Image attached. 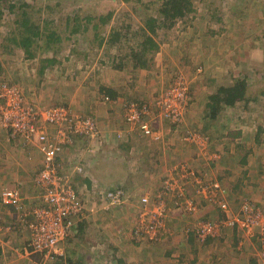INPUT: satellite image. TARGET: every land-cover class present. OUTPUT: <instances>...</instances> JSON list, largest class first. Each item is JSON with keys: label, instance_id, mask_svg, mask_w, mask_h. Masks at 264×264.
<instances>
[{"label": "rangeland", "instance_id": "obj_1", "mask_svg": "<svg viewBox=\"0 0 264 264\" xmlns=\"http://www.w3.org/2000/svg\"><path fill=\"white\" fill-rule=\"evenodd\" d=\"M164 1H0V85L6 82L18 85L25 99L36 107L63 103L71 114L93 115L99 124L95 138H79L75 146L63 152L60 166L66 176H76L73 186L86 211L83 223L87 222L90 208L92 213L102 212L107 215L108 222L112 219L116 222L112 231L118 240L109 235L101 240L99 232L97 250L102 254L97 257L96 247L91 246V258L90 251H86L90 244H85L83 250L82 246L81 250L75 248L80 239L79 231L69 244H74L73 253L80 264H93L95 257L102 264H193V258L199 254L201 263L214 264L207 257L212 256L218 240L201 244L193 238V231L197 232L200 221L208 218L203 209L212 213L210 220L217 221L221 214V200L228 203L230 218L240 215L245 200L264 208V204L255 201L251 195V191L260 194L263 191L260 188L264 187L261 180L264 176L260 175H264V0H189L192 11L185 17H179L169 28L163 24L164 19L159 12ZM24 2L29 3L28 12H31L33 20L43 29L55 30L60 38L48 49H38L30 58L9 40L13 36L16 14L22 10L18 6ZM10 3L16 4L15 11L10 9ZM78 11L81 18L87 14L95 15L96 22L100 15L111 12L112 16L105 25L98 24L97 33L92 22L87 30L82 27L73 33L67 26V19ZM149 18L157 20L153 36L159 48L149 69H134L130 54L143 40L144 26ZM115 31H119L122 37L110 44ZM46 58L57 61L47 65ZM121 60L125 65L117 68ZM44 65L46 68L42 70ZM235 78H247L250 100L228 108L215 119L205 120L207 111L204 104L208 96L220 85L232 84ZM178 84L181 88L187 85L190 94L185 99L184 118L174 126L180 120L172 121L161 117V114H167L165 98ZM103 86L117 91L119 104L106 101L100 89ZM130 101L140 106L142 123H147L153 134L130 125L125 119L124 105ZM0 130L9 142L15 143L9 140L5 128L0 126ZM190 131H195L192 137ZM197 131L204 132L209 138H204ZM230 131L235 132L234 137L228 136ZM16 145L15 152L21 156H37L35 150H29L33 145ZM245 155L250 160L242 163ZM221 157L225 158L224 164L215 166ZM79 165L83 170L77 173ZM92 165L97 171L93 183L85 180L89 173L91 175ZM35 166L38 164H32ZM248 169L252 172L249 180L244 173ZM10 186L18 187L15 183ZM18 188L25 196L31 192ZM117 188L124 191L123 201L108 208L105 193ZM4 189L7 188L1 191ZM32 193L29 196L39 194L36 188ZM145 194L149 195L148 204L141 202ZM159 195L164 204L163 214L157 208ZM262 197L264 199V194ZM188 200L196 202L197 209L201 207L197 217L183 210ZM4 207L0 206V224L5 229L11 225L6 222L9 217L6 218L8 212ZM142 211L149 212L150 220L155 222L156 219L160 224L159 242L137 238L135 231ZM179 217L184 219L182 231L187 237L192 235L196 243H192L190 253L184 251V244H174L178 240H175L176 235L180 233L174 220ZM123 224L125 229L121 228ZM226 228L232 227L224 224L218 229L221 236L228 230ZM90 229L94 230L85 228L83 239L94 233ZM239 231L241 238L243 234L245 239L256 240L253 243L262 256L259 240ZM5 233L9 236L16 232L3 230L0 236ZM26 236L22 245L16 247L19 251L13 253L12 258L10 251L6 252L7 264H28L29 237L28 234ZM233 241L231 236L228 248L239 250V244ZM149 243L151 246L146 247ZM81 244L78 243L79 246ZM160 245L166 248L163 250ZM151 247L154 251L150 250ZM64 248L68 249L66 245ZM203 254L207 257L202 258ZM241 260L244 261L243 258Z\"/></svg>", "mask_w": 264, "mask_h": 264}, {"label": "built area", "instance_id": "obj_2", "mask_svg": "<svg viewBox=\"0 0 264 264\" xmlns=\"http://www.w3.org/2000/svg\"><path fill=\"white\" fill-rule=\"evenodd\" d=\"M188 91L187 85L181 88L178 84L177 88L165 98L167 114H161V117L165 116L172 121L180 118L182 120ZM123 112L130 125L138 127L147 134H153L149 125L142 123L141 108L136 102L126 103ZM0 126L6 129L9 140L14 141L15 144L33 145L41 154L43 164L34 180L35 186L41 190L36 198L39 199L36 206L28 208L25 203L26 197L18 187L2 190L0 194L2 203L13 204L19 210L17 215L19 224L6 226L5 229L0 224V231L10 232L17 227L29 231L27 251L39 254L40 258L34 261L36 264H75L68 257L64 245L67 246L78 233L81 222L86 218L85 205L77 195L71 175L59 173L58 166L54 163L57 154L68 145H73L72 133L95 138L99 133L98 121L90 115L71 114L65 104L36 107L25 99L18 85L6 82L0 85ZM76 169L81 172L83 167L78 166ZM205 188L207 189V185ZM123 194L122 188L108 190L105 193L108 208L122 203ZM148 196V194L142 196V204H148ZM163 207V200L159 195L157 208L162 214ZM219 207L225 214L224 218L217 221H200L197 238L203 241L207 236L220 233L218 229L224 224L230 227L237 225L249 237L257 236L262 250L261 257L264 259V208H255L246 202L240 210V215L230 218L228 203L221 200ZM183 210L188 214L197 211L196 202L188 200ZM148 213L147 211L140 213L136 236L141 241L148 239L159 242L160 224L156 219L155 222L150 220ZM155 215L158 218V212ZM256 230L259 232L257 235H255Z\"/></svg>", "mask_w": 264, "mask_h": 264}, {"label": "trees", "instance_id": "obj_3", "mask_svg": "<svg viewBox=\"0 0 264 264\" xmlns=\"http://www.w3.org/2000/svg\"><path fill=\"white\" fill-rule=\"evenodd\" d=\"M0 1L3 2L7 0H0ZM28 5H29L28 2H24L22 6L21 5L18 6L22 10H19L20 12L16 14L17 19L15 20V27H14V30L12 31L13 36H10L9 40L11 43L21 48L26 54V56L30 58L36 55V51L38 49H46V48L48 49V47L50 46L52 42L58 39L60 40V38H59V34L55 30L43 29L41 28L40 24L37 23L36 20H33L31 12H28ZM9 7L11 10L15 11L16 4L10 3ZM190 11H192V3H190L189 0H165L159 9V12L163 16V19H164L163 24L168 28L174 26L179 17L180 18L185 17L187 13ZM79 15H80V11L76 12L73 15V17L70 16L67 19V26L71 29V32L73 33L78 32L81 30L82 27L87 30L89 27L88 25L92 22L94 25L92 28L97 33L98 24L105 25L106 23H108L109 19H111L112 13L109 12L106 15H100L98 17V22L94 21V19H97L95 15L87 14L83 18H81ZM156 30H157V20L155 18H149L146 21V24L144 26L145 36L143 35V40L140 43H138L137 48L133 49L130 54V58L133 61L134 69H149L152 66L151 64L153 63V59L155 57L156 51L159 48V44L155 41L154 36H153V34L156 33ZM121 37H122V34L119 31L113 32V35L110 37V44L115 43L117 40L121 39ZM114 60L115 58L113 59V61ZM123 60H121L120 64L116 66L117 68L124 67L125 64H123ZM56 61L57 60L55 58H46L45 60V62H47V65H52ZM44 68H46L45 65L42 66V70H44ZM100 89H101V93H103L102 94L103 97L106 98V101L108 102L113 101L114 99H116V96H118L117 91L112 88H107L103 86ZM249 89H250V84L248 83L247 78H235L232 84L230 85H220L218 89L216 90V92L208 96V101L204 104L205 110L207 111L205 112V115L207 116L205 120H212V119L217 118L219 114H222L228 108L234 107L242 101L248 102L250 100V96L248 95ZM262 92H264V90ZM189 94H190V90L188 91V97H189ZM55 105H58V104H55ZM125 105H124V108H125ZM180 122L174 123V126L175 124H180ZM197 132H200V131H197ZM193 133H195V131L194 132L190 131V136H192ZM201 133L202 132H200V134ZM229 134H228L229 137L235 136V132L230 131ZM202 135L204 138H209V136H206L204 132L202 133ZM72 138L74 140L73 145H68L66 148H64V150L60 154L56 155L54 164L55 165L57 164L59 173H62V174H63V171H61L60 160H61V155L63 154V152L66 149L75 146L79 138L90 139L91 137L85 134L72 133ZM126 146H131V145L126 144ZM42 166L43 164H41V168ZM79 166H82V165H79ZM77 173H80V172H77ZM71 177H72V182L74 183V179H76V176L71 175ZM35 188L37 187L35 186ZM25 197H26L25 203L26 205H28V208L36 206L39 203V199H36V198L34 199L31 197H27V196ZM30 199H33V201L31 202ZM245 201L244 203H246ZM249 203L252 204L255 208H258L260 206L252 201ZM4 206L9 207L11 210V214H13L12 215L13 217H11L10 219L8 218L9 220H7L6 222H8L11 226H17L19 224L17 220L18 218L17 215L19 213L18 208L13 204L4 203ZM220 210H221L220 218H224L225 214L221 208ZM200 212H201V207L200 209H197V211L192 212L188 215H194L195 217H197L200 214ZM210 219L211 217H208L206 220H210ZM83 224H84L83 222L80 224V228H82ZM232 228L237 229L238 231L240 230L237 225ZM22 230H24L23 227H20V228L17 227L13 230V232L20 233L22 232ZM196 233L197 232L194 230L193 238H195V240L197 241L202 242L201 244L203 243L209 244L210 241L213 239H216V240L221 239V235L217 233L214 236H207L202 241L197 238ZM257 234H259L258 230H256L255 232V235ZM244 244L240 246H243ZM69 253L70 252L67 250V255ZM0 254H1V250H0ZM30 255L32 258L33 256L36 257L35 259H33L34 261L40 258L38 253H30ZM68 257L73 263L80 264V262L73 259L72 257L70 256Z\"/></svg>", "mask_w": 264, "mask_h": 264}, {"label": "crops", "instance_id": "obj_4", "mask_svg": "<svg viewBox=\"0 0 264 264\" xmlns=\"http://www.w3.org/2000/svg\"><path fill=\"white\" fill-rule=\"evenodd\" d=\"M114 104H119V99L118 96L116 97V99H114L113 101H111ZM111 103V104H112ZM110 104V103H109ZM220 116V115H219ZM218 116V117H219ZM227 142V141H226ZM18 146L15 143H11L7 140L6 134L4 133V135L1 133L0 130V194H1V189L3 188H11L10 185L12 184H16L18 185V187H21L23 189H26L27 192L31 191L30 194H34V188H35V177L36 175L40 172L41 170V164H42V158L40 159L41 154L38 152V150L33 146L30 147L29 150H35V152L37 153L38 158L36 157H31L30 155L27 158V154H24L23 156H21L20 154L15 152V147ZM28 150V151H29ZM40 156V157H39ZM222 156V155H221ZM94 157V156H93ZM248 155H245L243 158V162H246ZM222 159L220 160V162H218L215 166H217L218 164H224V159L223 157H221ZM95 159V158H94ZM248 162L250 159H247ZM17 161V163H16ZM22 163H20V162ZM37 163H35V162ZM96 161V160H95ZM91 162V161H90ZM16 163V164H15ZM4 164L6 165V167H3ZM15 164V165H14ZM33 165L38 164V166L32 167ZM97 165V164H94ZM94 165H92L91 168V175L89 173V177L86 178L85 180L89 179L91 181V183H93L95 180L94 178L96 177V173L97 171L95 170ZM250 169L251 166L249 165ZM245 170L244 173L246 174L247 180H249V177L251 176L250 173L251 170ZM211 171H213V168L211 169ZM234 172V171H233ZM229 174L231 172H228ZM261 176H264L262 173H260ZM28 179V181H27ZM262 181H264V178L261 179ZM12 183V184H11ZM22 186H21V185ZM241 184V183H240ZM8 186V187H7ZM261 193L258 194L255 191H251V195L253 196L255 201H258L261 204H264V199L262 197V194H264V187L260 188ZM37 192L40 194L41 190L39 188H36ZM26 192V193H27ZM30 194H28V197L31 198H37L39 196V194H35L37 196H29ZM252 198V199H253ZM31 202L33 201V199H30ZM4 205L0 199V206ZM5 211L8 212V216L9 219L11 217H13V214H9V212L11 211L9 207H4ZM9 208V209H7ZM205 209V208H204ZM203 212L205 213V216L207 217H211L212 213H207V210H204ZM91 208H90V213L87 219V222L85 224H83L82 228H80L79 226V230L80 231V235L78 237H80L79 242H82V244L79 246L78 243H76L75 248L81 250V246H82V250L84 249V245L87 244L90 246L87 248V252L90 251L89 256L91 258H93V250H90V247L95 246L96 250H94V252L97 254H102L101 251L98 252L97 247L100 244L97 236H99V232H101V240L106 237V235L109 236H114L116 233L112 231L113 225L114 223H116L113 219L111 221L108 222V218L107 215L102 214V212L100 214H98L97 211H94L93 213L91 212ZM183 218L179 217L178 219L174 220L176 226H178L177 231L179 230L180 233L176 235L175 240L178 239L177 241H174L175 246L179 245V244H184L183 245V249L184 251H186L187 253H190V251L193 250V244L196 245L195 241L193 242V238L192 235H190L189 237H187L186 233L184 231H182V227H184V222H183ZM173 224V226L175 225ZM118 226V225H115ZM86 227H92L94 230L90 231H94V233L89 234V237H87L86 239L84 238V235L86 234L84 232ZM123 229H125V225L123 224L122 227ZM228 229L227 231H225V233L221 236V239H218L216 248H214L212 250V256L207 257L206 255H202L201 257H207V258H211V262H213L214 264H264L261 256L258 253V247L256 245H254L253 240L256 241L254 238H251L250 240H248V238H244L245 235L242 234L241 238L239 236V233H241L240 231H238L237 229H232V228H226ZM24 233L22 232H16V233H10L9 236L8 234L5 233V235H7L8 237H6L4 234L1 237L0 236V250H1V254H0V264H7L8 262L6 261L5 258V254L6 252L10 251V258H12L11 256L13 255V253L15 254V252L17 253L19 251V247L20 245H22L24 238L23 237H27L26 235L28 234L29 237V231L27 230H23ZM125 232V231H123ZM22 234V236H21ZM26 234V235H25ZM24 235V236H23ZM77 236V235H76ZM233 236V243L239 244L238 248L239 250H235V251H231V249L228 248L227 245L231 246L230 243H228L230 237ZM113 240H118V238L113 237ZM122 239V238H121ZM93 240V241H92ZM187 240V241H185ZM72 241V240H70ZM135 242H137L136 240H134ZM246 241V243H245ZM73 242V241H72ZM92 242V243H91ZM123 243V242H122ZM122 243H118V245H121L125 250L127 249V247L125 245H122ZM193 243V244H192ZM245 243V244H244ZM257 243V242H256ZM69 244V243H68ZM67 244L68 247V251L71 253L70 257L74 258L75 260H77V256L73 253V248H74V244L70 243L69 245ZM98 244V245H97ZM147 244V243H144ZM244 244L243 246H240ZM248 244V245H247ZM19 245L18 248H16ZM146 247H150V243L148 245H145ZM181 246V245H180ZM91 247V248H92ZM160 247L164 250L166 248V246H161ZM171 246H169L168 248H170ZM167 248V249H168ZM217 248H221V249H217ZM14 250V251H13ZM150 250L154 251V248H150ZM260 251V249H259ZM165 252V251H164ZM150 254H152L150 252ZM207 254L209 255V252H207ZM7 256V255H6ZM146 256V255H144ZM97 257H95L94 263L93 264H102L100 262V259H97ZM162 257V256H161ZM243 258L244 261H242L241 259ZM216 259V260H215ZM12 260V259H11ZM25 260H27V257L25 258ZM2 261V262H1ZM78 261V260H77ZM196 261V263H195ZM34 260L31 257V255H28V264L33 263ZM193 264H204L203 262L201 263L200 261V254L196 256V258H193L192 260ZM11 264H14L13 262H11ZM110 264V263H109ZM154 264V262L152 263Z\"/></svg>", "mask_w": 264, "mask_h": 264}, {"label": "clouds", "instance_id": "obj_5", "mask_svg": "<svg viewBox=\"0 0 264 264\" xmlns=\"http://www.w3.org/2000/svg\"><path fill=\"white\" fill-rule=\"evenodd\" d=\"M61 104H63V103H61ZM83 115H90V114H83ZM90 116H93V115H90ZM94 117V116H93ZM95 118V117H94ZM184 118V117H183ZM183 118H182V120H183ZM96 119V118H95Z\"/></svg>", "mask_w": 264, "mask_h": 264}]
</instances>
